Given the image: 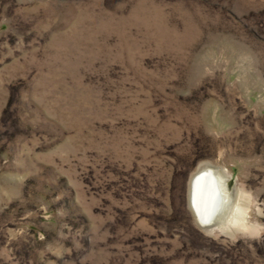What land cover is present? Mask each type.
I'll return each instance as SVG.
<instances>
[{
    "label": "rangeland",
    "instance_id": "374dc122",
    "mask_svg": "<svg viewBox=\"0 0 264 264\" xmlns=\"http://www.w3.org/2000/svg\"><path fill=\"white\" fill-rule=\"evenodd\" d=\"M0 264H264V0H0Z\"/></svg>",
    "mask_w": 264,
    "mask_h": 264
},
{
    "label": "bare ground",
    "instance_id": "6f19581e",
    "mask_svg": "<svg viewBox=\"0 0 264 264\" xmlns=\"http://www.w3.org/2000/svg\"><path fill=\"white\" fill-rule=\"evenodd\" d=\"M227 190L223 173L212 168L205 167L192 177L190 182L191 208L203 228L221 227L222 223H227L233 212V205L229 202ZM240 209H237L235 214H240ZM231 220L235 225L246 226V221L235 216L231 217Z\"/></svg>",
    "mask_w": 264,
    "mask_h": 264
}]
</instances>
